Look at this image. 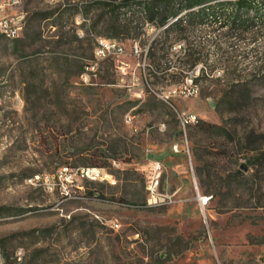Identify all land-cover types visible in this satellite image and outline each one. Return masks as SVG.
Wrapping results in <instances>:
<instances>
[{"label": "rangeland", "instance_id": "rangeland-1", "mask_svg": "<svg viewBox=\"0 0 264 264\" xmlns=\"http://www.w3.org/2000/svg\"><path fill=\"white\" fill-rule=\"evenodd\" d=\"M90 2L22 0L24 30L0 47L4 264H264V8L249 28L165 33L174 19L108 38ZM100 39L125 46L124 81L114 59L82 79ZM190 74L195 95L162 98ZM184 114L198 118L186 131ZM150 160L173 204L146 205Z\"/></svg>", "mask_w": 264, "mask_h": 264}, {"label": "trees", "instance_id": "trees-1", "mask_svg": "<svg viewBox=\"0 0 264 264\" xmlns=\"http://www.w3.org/2000/svg\"><path fill=\"white\" fill-rule=\"evenodd\" d=\"M230 4L234 10L227 12L226 5ZM261 8H264V0H91L86 13L88 15L93 9L103 11L101 18L106 37L116 38L120 35L133 37L138 25L162 28L174 19L165 33L176 30L185 35L191 28L211 20L221 27H229V31L249 28L255 24Z\"/></svg>", "mask_w": 264, "mask_h": 264}, {"label": "built area", "instance_id": "built-area-1", "mask_svg": "<svg viewBox=\"0 0 264 264\" xmlns=\"http://www.w3.org/2000/svg\"><path fill=\"white\" fill-rule=\"evenodd\" d=\"M22 0H0V47L5 43V35H12L15 40L21 36L25 23L26 14L18 11V5ZM131 54L136 58L143 60L146 64L149 59V47L141 48L135 44L131 49ZM126 56L125 46L115 39H100L97 48L94 51V58L85 62L81 77L84 82L88 83L92 76H96L100 69V63L108 59L117 61V68L120 72V79L124 81V76L127 75L130 64L121 58ZM138 79L133 78V82ZM198 92V86L192 74L187 78V84L173 86L165 90L162 98L167 102L174 96L179 95H195ZM198 122V118L193 114H184L180 116L181 129L186 131V128ZM117 165V164H115ZM118 167L120 165H117ZM82 179L91 181H111V175L106 172V169L100 167H83ZM65 174L70 170L66 168ZM156 172H165V165L159 160H150L143 170L145 179V189L147 192L146 205L149 207H160L173 204L175 202L174 195L162 190L161 182L156 181ZM208 199V198H207ZM209 201V199L207 200ZM18 261H21V252L17 253ZM0 264H4V258L0 253Z\"/></svg>", "mask_w": 264, "mask_h": 264}, {"label": "bare ground", "instance_id": "bare-ground-1", "mask_svg": "<svg viewBox=\"0 0 264 264\" xmlns=\"http://www.w3.org/2000/svg\"><path fill=\"white\" fill-rule=\"evenodd\" d=\"M26 24V23H25ZM20 36L17 37V39L19 38ZM15 40V37L12 36V35H5V43L6 42H10V41H14ZM114 164H116V162H114ZM163 173L164 172H156V181H161L162 180V176H163ZM76 174L79 175L80 177H82V169H77L76 170ZM208 199L207 198H203L201 201L203 204H205Z\"/></svg>", "mask_w": 264, "mask_h": 264}]
</instances>
